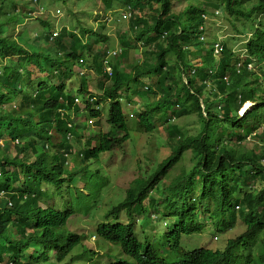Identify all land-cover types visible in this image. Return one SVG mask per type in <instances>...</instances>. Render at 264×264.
Instances as JSON below:
<instances>
[{
  "label": "trees",
  "instance_id": "obj_1",
  "mask_svg": "<svg viewBox=\"0 0 264 264\" xmlns=\"http://www.w3.org/2000/svg\"><path fill=\"white\" fill-rule=\"evenodd\" d=\"M100 2L102 17L115 15L117 8L130 13L117 50L96 29L59 26L53 35L47 20L32 19L38 0H31L34 10H13L17 15L0 19V194L11 203L7 207L0 200V264H49L52 252L57 260L73 248L87 252L83 242L91 236L113 249L99 264H264V149L242 146L252 134L264 140V0H182L175 11L171 0ZM206 17L213 23L221 18L231 31L218 27L209 37ZM24 19L46 27L33 43L22 35L5 36V29ZM222 32L241 35L242 52L233 46L239 39ZM132 52L139 59L129 60ZM103 62L112 68L110 79ZM82 67L101 78L93 92L86 75H78ZM30 68L45 76L32 80ZM18 96L16 108L5 110ZM132 97L149 101L142 103L143 112L123 111ZM246 101L254 105L240 117L239 106ZM79 111L86 121L95 120L94 126L104 118L107 131L71 120ZM191 116L194 134L180 136L179 128L171 127L178 134L177 150L133 180L123 198L97 218L108 180L101 156L131 141L132 133H152L158 123ZM87 130L89 138L71 153L67 140L74 136L79 142ZM10 145L14 158L4 157ZM186 153L189 167L182 162ZM171 169L178 174L172 176ZM166 174L172 182H161ZM42 179L60 201L44 200L40 189H29ZM79 183L86 193L78 190ZM161 192L165 203L155 210L164 212L166 228L151 231L146 228L151 219L140 216L156 205L153 195ZM76 216L94 223L87 236L67 230ZM238 221L244 233L218 241L225 243L222 248L213 246L218 242L197 244L203 234L214 241L226 237Z\"/></svg>",
  "mask_w": 264,
  "mask_h": 264
},
{
  "label": "rangeland",
  "instance_id": "obj_2",
  "mask_svg": "<svg viewBox=\"0 0 264 264\" xmlns=\"http://www.w3.org/2000/svg\"><path fill=\"white\" fill-rule=\"evenodd\" d=\"M38 0V6L37 10H34L35 5L31 3V0H5V4H0V19L3 21L7 20L10 16L16 14L13 10H19L20 12L23 11L24 8H27L31 6L33 8V12H31L32 19H44L47 20V23L49 26H52L49 31L53 32L54 34L57 33V27H63L70 30H76V26L78 27H85L89 30L96 29L98 32H101L103 34H106L109 39V46L115 50H117L114 47H118L117 43L119 40V33L122 30H127L128 23L130 21V13L127 9L123 8H117L115 15H112L111 13H108L105 17H102V5L100 0ZM173 4L175 5L174 11L176 9H181V6L183 5L182 0H171ZM32 4V5H31ZM42 8V9H41ZM84 10L89 12L88 15L84 14ZM19 12V13H20ZM18 13V14H19ZM17 15V14H16ZM98 16H101V19L98 18ZM79 18L80 22L76 21L75 19ZM206 32L208 36H213L214 29H217L218 27H221L223 29H227L228 31H231L229 26L225 23H222V19L215 18L217 21L216 23H213L214 20L212 18L206 17ZM60 24V25H59ZM74 25V27H73ZM34 27V30L32 31V28ZM99 27H103L102 30L99 29ZM32 31L31 36H27L28 30ZM46 28V27H45ZM45 28L41 26L37 21H29L24 19L22 23L14 24V29H5V36L10 33V36L18 37L22 35L24 38H31V42H34V37L40 34L45 33ZM49 28V27H48ZM82 30V29H81ZM9 31V32H8ZM77 31V33H79ZM250 34V33H248ZM222 35L230 38H238L239 40L237 42H233V40H229V45H232L234 43V47H237V52H242L241 47L244 44L245 39L242 38V36H237L236 34L233 35H227L226 33L222 32ZM27 36V37H26ZM248 36V35H247ZM205 37V35L203 36ZM39 41V40H37ZM63 42L70 46L71 40L67 41L66 38H63ZM101 44V43H100ZM38 47V45H37ZM132 56L134 58L139 59V54L132 52L130 59H132ZM75 63V62H74ZM120 65L124 71H127L126 63ZM104 65V62H103ZM30 71L32 72L31 78L32 80H36V76H42L44 77L45 74H39V71L36 68H30ZM77 71V70H76ZM82 73L84 71H81ZM90 77V80L88 81L87 88L89 91L93 92L97 88V82L101 79L99 76H96L94 74L89 73L88 75ZM108 83V80L104 81V84L106 85ZM75 87H78V84L75 85ZM24 93L28 94L29 90L25 89ZM134 100L138 99L136 97L133 98ZM19 102V96L15 97V101H13L12 104L5 105V110H8L10 108H16L17 104ZM78 108L82 109L83 104L78 101ZM103 106L106 107L104 104ZM122 109L125 112L126 110H130L132 113L133 111L141 112L143 111L142 104L138 103H131V105L124 106L122 105ZM194 117L191 116L189 118H180L174 121L175 124L179 126V129L181 133L184 136H190L194 134V129L196 128L195 125L192 124ZM82 121V120H81ZM92 124H90V121L87 122L89 125V130L95 129L94 123L95 120L91 119ZM0 126L2 124L0 123ZM100 127L103 132L107 131V125L104 122V118L100 119ZM165 127L161 125V127H158L157 130L152 134H138V133H132L133 139L131 141L126 142L121 148L114 149L111 153H106L102 157V161L105 167V173L109 177V188L105 191L103 194V200L102 203L104 205L103 210H101L98 213L97 218L101 217L102 214H104L107 207H111L118 203L124 196L126 189L128 188L129 184L137 179L141 178L142 176H145V174L148 172L150 167H153L159 162H161L163 159L169 156L171 154L172 149L175 147L174 138L172 136H168L167 133L164 131ZM76 130V129H75ZM88 130L85 131L84 139L87 138ZM115 133V132H114ZM81 137V136H80ZM81 140L82 141L84 140ZM72 140H75V137L72 136ZM8 141V140H7ZM75 143V141H71V144L73 146V152L78 151L82 145ZM2 145V140L0 139V146ZM242 146H244L248 150H257L258 144L257 139L254 137H249L246 141L243 142ZM6 151V150H5ZM4 157L6 158H14L16 157V153L14 152V149L12 148V145H10L8 151L5 152ZM190 160V154L186 153L183 156V164L184 166L189 167ZM191 161V160H190ZM178 174V170H175L172 175L175 176ZM22 179V176L20 177ZM46 181L43 179L39 181V185L35 184L34 186L29 187L31 190H38L40 189L43 194L44 200H50V198H56L57 193H54L50 191L53 189V186H50V190H45L43 184ZM183 185H187L184 183ZM30 192V191H29ZM177 194H181V192H177ZM164 196L163 193L160 194L162 197ZM1 199H4V197H1ZM54 201H60V199H54ZM154 201H157L160 206L164 204L163 202H159L160 199L155 198ZM44 207V205H43ZM153 209H148L147 211L143 212L142 217L144 220L147 219V222L149 219H151V223H158L160 221L159 218H162V215H164L163 211H156L152 212ZM35 213L37 215V210L35 209ZM152 215L150 218L149 216ZM155 216L158 217L156 220ZM119 218H125L124 215H119ZM141 219V218H140ZM164 218L161 219L163 221ZM156 220V221H152ZM149 223V224H151ZM67 228L70 232H75L77 234H90L91 231L94 230V223L89 222L87 218L76 216L73 217L71 221L67 224ZM147 229L153 231V230H162L165 229V225L163 222H160L158 225L153 227H146ZM244 231V226L238 222L235 229L227 232L226 237L218 238L217 241H214L212 238L208 237L207 235L203 234L198 237L197 244L198 245H210L212 242H218L221 240L234 238L238 236L240 233ZM151 234H154L152 232ZM160 237V236H159ZM224 245L223 242H218L213 244L214 247L222 248ZM83 246L86 248V250H89L92 252L91 259H97L101 263L108 261L107 258L103 257L102 255L107 254L108 249L110 245H101V241L97 240L95 237H90L87 241L83 242ZM113 250V249H111ZM6 262V261H4ZM72 264H86L80 262H73Z\"/></svg>",
  "mask_w": 264,
  "mask_h": 264
},
{
  "label": "clouds",
  "instance_id": "obj_3",
  "mask_svg": "<svg viewBox=\"0 0 264 264\" xmlns=\"http://www.w3.org/2000/svg\"><path fill=\"white\" fill-rule=\"evenodd\" d=\"M218 11V10H217ZM53 35H56V33L54 34L53 33ZM52 35V36H53ZM79 62H81V61H79ZM86 65V64H85ZM263 67H264V63H263V65H262ZM249 69L250 70H253V65H249ZM80 70V69H79ZM81 71H84L83 73L81 72ZM102 72H103V74L105 75V76H107V79H110V77L112 76V68H111V66L110 65H108V64H104L103 65V67H102ZM89 73H91V74H96L91 68L90 69H86V68H84V67H82V69L78 72V75H82V76H84V75H86V78H88L89 80H90V77L88 76L89 75ZM109 84V81H108V83H107V85ZM88 89V88H87ZM134 97H132V101H133V103H138V104H148V102L149 101H138V99H136V100H134L133 99ZM137 98V97H136ZM75 102L78 104V100L77 99H75ZM141 102V103H140ZM142 104V107H143V111L145 110V105H143ZM248 105L247 106V108L246 109H244V106L245 105ZM254 104L252 103V102H249V101H246L245 103H243L241 106H239V110H238V112H237V114H238V116H240V117H242V116H244V114H246L248 111H250L251 110V108H252V106H253ZM127 107L129 106V105H126ZM128 112H131L129 109L127 110ZM143 111H141V112H143ZM141 112H137L136 111V113H141ZM131 117V115H129L128 116V118H130ZM85 115H84V113H83V111H79V115H78V117H74V116H72L71 117V120H73V121H77V123H79V124H81V123H84V122H89L90 121V124H92V122H91V120H85ZM132 119V118H131ZM178 119V118H177ZM177 119H174V120H171L170 122H168V123H158V127H161V125H163L164 127H165V129H164V131H165V133H167V135L168 136H172L173 138H174V143H175V147L172 149V152H174V151H176L177 150V146H178V139L179 138H177L178 137V134L181 136L182 135V133H181V131H180V129L178 130V134H174V131L177 129V127L179 128V126L177 125V124H175L174 123V121L175 120H177ZM82 120V121H81ZM104 122H105V119H104ZM98 123L100 124V119H99V121H98ZM106 123V122H105ZM107 125V124H106ZM87 126L89 127V125H88V123H87ZM171 127H174L175 128V130H171ZM100 129L101 130V127H100V125L99 126H97L96 124H95V129L94 130H96V129ZM107 129H108V127H107ZM102 131V130H101ZM85 133V131L84 132H80V140H79V142H76L75 141V143H77V144H80L81 143V140L82 139H84V134ZM152 133H154V131L152 132ZM152 133H148V134H152ZM142 134H147V133H142ZM184 136V135H183ZM71 137V136H70ZM249 137H253V134L251 135V136H249ZM248 137V138H249ZM89 138V136H88V133H87V138L86 139H88ZM247 138V139H248ZM86 139H84V140H86ZM246 139V140H247ZM83 140V141H84ZM245 140V141H246ZM68 143L71 145V153H74L73 152V146H72V144H71V141H74V140H72L71 138H69L68 140ZM83 141H82V143H83ZM82 143H81V145H82ZM243 144V143H242ZM257 144H258V147H257V150H262V149H264V140H257ZM82 148V147H81ZM80 148V149H81ZM79 149V150H80ZM243 149L245 150V151H253V152H257V150H253V149H251V150H248V149H246L244 146H243ZM77 152V151H76ZM172 152H171V154H172ZM106 154V153H105ZM170 155V154H169ZM104 156V154L101 156V160H102V157ZM167 158V157H166ZM165 158V159H166ZM164 160V159H163ZM162 160V161H163ZM161 161V162H162ZM160 163V162H159ZM104 165V164H103ZM70 166H72V163L70 162ZM156 166L157 165H155V166H153V167H150V168H156ZM71 168V167H70ZM169 171H171V172H174L175 170L174 169H171V170H169ZM169 171H167V173L169 172ZM173 176V175H172ZM107 178H108V180H107V182H106V186L101 190V201L103 200V194L105 193V191L109 188V186H110V183H109V177H108V175H107ZM172 178L173 177H168V175L166 174V176H165V178H161L160 180H161V182L162 183H169V182H172ZM253 183V181H251L250 182V185ZM77 188H78V190H80V191H82L83 193H86V192H84L83 191V189H82V184H78V186H77ZM162 193V192H161ZM160 193V194H161ZM61 195H64V193H60ZM160 194H154L153 195V200L155 199V198H158V199H160V201L159 202H162V199L164 198V196H162V197H157V196H160ZM1 197H4V199H1ZM54 199H57V198H54ZM54 199L52 200V202H55L54 201ZM0 200H3V201H5V202H7V207H9L10 206V202L8 201V199L3 195V194H0ZM155 202V204L156 205H154L153 207H151V208H147V210L148 209H153V211L152 212H156V211H162L161 209H158V210H155V208L156 207H158V208H160L161 206H160V204L157 202V201H154ZM102 203V202H101ZM163 203H165V202H163ZM114 206V205H113ZM146 206V205H145ZM112 207V206H111ZM103 208H104V205H103V203H102V205H101V208H100V211L101 210H103ZM110 207H107L106 208V210L107 209H109ZM105 210V211H106ZM146 210V211H147ZM99 211V212H100ZM143 212H145V210L143 211ZM104 214H105V212H104ZM143 214V213H142ZM121 215V214H120ZM152 215H150L149 216V218L151 217ZM140 217H142V216H140ZM139 217V218H140ZM164 217V215H162V218ZM73 218V217H72ZM72 218H70V219H72ZM155 218H156V220L158 219V217L157 216H155ZM162 218H159L160 219V221L158 222V223H151V225H147V226H149V227H152L153 226V224L156 226V225H158L160 222H163V221H161V219ZM156 220H152V221H156ZM239 222V221H238ZM237 222V223H238ZM164 223V222H163ZM237 223H236V225H237ZM242 224V223H241ZM164 225H165V223H164ZM236 225H235V227H236ZM243 225V224H242ZM146 226V227H147ZM244 226V225H243ZM245 228V227H244ZM67 230H68V228H67ZM149 230V229H148ZM69 231V230H68ZM154 231V230H153ZM244 231H245V229H244ZM244 231L242 232V233H244ZM242 233H240V234H242ZM239 234V235H240ZM86 236H87V234H86ZM93 237V236H92ZM235 238V237H234ZM87 241V240H86ZM224 245H225V243H224ZM84 247V246H83ZM85 248V247H84ZM85 250H86V248H85ZM87 252H85V251H83L82 249H76V248H73V250L64 258V259H61V260H57L56 259V257H55V255H54V253L52 252V253H50L49 254V256H48V261H47V263H49V264H72L73 262H80L81 261V263H86V264H95L96 262H97V264H99V261L97 260V259H91V255H92V252L91 251H89V250H86Z\"/></svg>",
  "mask_w": 264,
  "mask_h": 264
},
{
  "label": "bare ground",
  "instance_id": "obj_4",
  "mask_svg": "<svg viewBox=\"0 0 264 264\" xmlns=\"http://www.w3.org/2000/svg\"><path fill=\"white\" fill-rule=\"evenodd\" d=\"M247 106H248V105L246 104V105L244 106V109H246V108H247Z\"/></svg>",
  "mask_w": 264,
  "mask_h": 264
}]
</instances>
